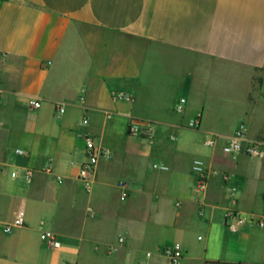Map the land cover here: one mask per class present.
<instances>
[{"label": "crops", "instance_id": "crops-1", "mask_svg": "<svg viewBox=\"0 0 264 264\" xmlns=\"http://www.w3.org/2000/svg\"><path fill=\"white\" fill-rule=\"evenodd\" d=\"M0 91V264L264 261V150H222L241 122L264 143V0H0ZM84 133L109 151L87 187Z\"/></svg>", "mask_w": 264, "mask_h": 264}, {"label": "built area", "instance_id": "built-area-1", "mask_svg": "<svg viewBox=\"0 0 264 264\" xmlns=\"http://www.w3.org/2000/svg\"><path fill=\"white\" fill-rule=\"evenodd\" d=\"M115 96L119 98L130 99L129 93L124 91L115 92ZM0 102H1V97H0ZM184 102L185 99L180 98L179 104L176 106V109L181 110ZM29 103L33 107H38L40 105V102L35 99L30 100ZM62 110H63L62 107L58 108L59 112H62ZM84 121H86V118H84ZM188 126L194 128L198 127V118L191 119L188 122ZM152 130H153V126L148 121L131 119L128 123V132L130 133H140V134L150 135L152 133ZM83 139L85 142V159L78 164L77 178L81 180L87 187L89 184V177L94 171V168L99 158L108 157L109 151L102 146H98L95 143L94 137L91 134L84 133ZM216 142H217L216 137H209L205 140V144L207 145H215ZM259 148H260L259 142L247 138L246 126L244 122H241L238 125V127L234 130L232 135L222 145L223 152L232 155L239 153L254 155L259 151ZM15 152L19 154L24 153L23 150H21L20 148H16ZM152 166L154 168H160V169L167 168V166L162 163H153ZM192 170L197 175L200 185L204 186L205 185L204 179L206 178L209 172L207 168L203 165V163L200 160H194L192 164ZM27 173L29 174L30 170H27ZM211 173L216 174L217 171L211 170ZM13 174L14 173H12V175ZM125 184H126V180L124 179L118 182V185L122 192L121 197H124L126 194ZM226 191L228 192L229 195H232L234 192V188L227 187ZM263 209H264V199H263ZM249 219L260 226L263 224L262 220H260L259 218H254L253 216H250ZM244 222H245V217L242 214L235 211L234 209L228 208L225 211V225L229 230L235 231L238 228V226L243 224ZM23 223L24 221L22 215L19 214L14 218L12 224H7L4 227V231L9 232L12 229V226L22 225ZM40 237L50 242L53 246H59L60 244V242L55 239V234L53 232L43 231L41 232ZM122 241H123L122 237L118 239V242H122ZM160 252L168 258L170 264L178 263L183 256L182 247L178 243L163 245L160 248Z\"/></svg>", "mask_w": 264, "mask_h": 264}, {"label": "trees", "instance_id": "trees-1", "mask_svg": "<svg viewBox=\"0 0 264 264\" xmlns=\"http://www.w3.org/2000/svg\"><path fill=\"white\" fill-rule=\"evenodd\" d=\"M256 81L259 84L261 82V78H258ZM234 264H256V263L237 262V263H234ZM260 264H264V261L262 263H260Z\"/></svg>", "mask_w": 264, "mask_h": 264}, {"label": "rangeland", "instance_id": "rangeland-1", "mask_svg": "<svg viewBox=\"0 0 264 264\" xmlns=\"http://www.w3.org/2000/svg\"><path fill=\"white\" fill-rule=\"evenodd\" d=\"M261 145H262V147H264V143L263 142H259ZM262 147H260L261 149H260V151H262V150H264V148H262ZM139 216L140 214L138 213V214H135V216Z\"/></svg>", "mask_w": 264, "mask_h": 264}]
</instances>
